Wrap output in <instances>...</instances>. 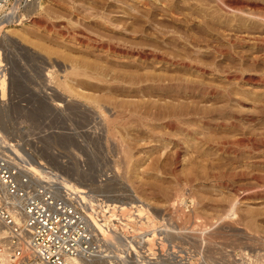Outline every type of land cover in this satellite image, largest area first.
Segmentation results:
<instances>
[{
	"label": "rangeland",
	"instance_id": "obj_1",
	"mask_svg": "<svg viewBox=\"0 0 264 264\" xmlns=\"http://www.w3.org/2000/svg\"><path fill=\"white\" fill-rule=\"evenodd\" d=\"M161 1L175 3L181 19L188 14L231 29L243 25L209 4ZM161 1L9 0L7 9L23 6V18L9 26L0 49L8 73L0 82V129L16 135L33 127L48 164L87 193L86 211L99 219L114 211L117 245L111 243L126 258L121 264H264V51L250 42L223 54L204 45L174 46L163 34L188 43L190 22L172 19ZM189 26L200 33L198 25ZM95 41L116 44L125 54L96 49ZM152 52L163 61H154ZM195 60L207 69L204 75ZM75 62L123 82L65 79ZM213 63L233 66L241 79L225 78ZM57 78L68 80L75 95L58 88ZM87 97L101 101L103 113L135 117L111 137ZM209 233L217 235L212 242Z\"/></svg>",
	"mask_w": 264,
	"mask_h": 264
},
{
	"label": "built area",
	"instance_id": "obj_2",
	"mask_svg": "<svg viewBox=\"0 0 264 264\" xmlns=\"http://www.w3.org/2000/svg\"><path fill=\"white\" fill-rule=\"evenodd\" d=\"M8 2L0 0V49L15 20L16 8L7 9ZM3 56L0 50L1 83L8 75ZM37 136L33 127L0 133V264L126 263L87 217V193L65 187L66 178L43 157Z\"/></svg>",
	"mask_w": 264,
	"mask_h": 264
},
{
	"label": "bare ground",
	"instance_id": "obj_3",
	"mask_svg": "<svg viewBox=\"0 0 264 264\" xmlns=\"http://www.w3.org/2000/svg\"><path fill=\"white\" fill-rule=\"evenodd\" d=\"M161 1V0H160ZM167 1V0H166ZM171 1V0H170ZM182 1H198V2H201V4L202 3H204V4H209V5H212V7L213 6H215V7H217V9H219V10H217V11H219V13H220V11L221 12H223V13H225V15H227V18L228 17H231L232 18V20H233V18H234V20H236L237 19V22H238V20L239 21H242V23H243V25L242 26H240V25H238V23H237V25L238 26H240V27H238V29H231L232 27V23H231V28H229V27H227V26H220L219 24L218 25H216V24H213V23H207V22H203L202 21V19L201 18H198V17H194V16H192V15H190L191 16V18L190 17H188V14L186 15V18L184 17V19H181L180 18V16H182L181 14H180V16L178 15V14H176V13H178V12H176L175 11V9H176V6L174 5V4H171V3H168V2H165V1H161L163 4H164V6L165 7H163L164 9L163 10H165V12H167L166 14L168 15V13H169V16L172 18V19H176V21L178 20L179 22L181 21L182 23L184 22V21H186V23H187V21L188 22H192L194 25H198V31H200V33L202 32V35L203 36H201L200 35V33L198 34V32H197V28H196V31H195V29L193 30V29H191V27L189 26V24L186 26V28L187 29H189V32H192L191 34H190V42H184L183 40H181L180 38H178L177 36V38L175 37V36H168L167 34H163L164 36H162L161 34V36L162 37H167V39L168 40H170L169 42H171L172 41V45H177V46H182V48L183 47H185V48H187L188 46H192V45H194V46H198V45H201V48H202V45H204V47L206 46L207 48H211V50L213 49L214 51H216L218 54L220 53V54H223V53H225V51H227L226 49H228L229 50V48L228 47H231L232 48V46H235V45H241V47L242 46H244V45H246L248 42H250V43H252L253 44V46H254V48H256V49H258V50H263L264 51V0H182ZM144 2V1H143ZM197 2V3H198ZM149 3V2H148ZM148 3H141L142 4V6L143 5H145L146 7H149L148 6ZM173 3V2H172ZM192 3H194V2H192ZM192 3H190V4H192ZM196 3V2H195ZM139 4V3H138ZM182 4V3H181ZM185 4V3H184ZM187 4H189V3H187ZM189 4V5H190ZM144 6V7H145ZM152 6V5H151ZM179 6V5H178ZM210 7V6H209ZM214 7V8H215ZM14 8V7H13ZM39 8L40 7H38V5H36V6H34V8H33V11L35 10V11H38L39 10ZM152 8V7H151ZM188 8V7H187ZM211 8V7H210ZM145 9V8H144ZM181 9V8H180ZM17 10H19V9H17ZM14 11V17H15V20L13 21H11L10 22V24H12V23H14V22H22L21 20L22 19H18V20H16V17H17V12L18 11ZM192 10V9H191ZM156 11V10H155ZM159 11V10H158ZM182 11V10H181ZM189 11H190V8H189ZM150 12V11H149ZM149 12H147L146 11V13H149ZM143 13V12H142ZM144 13H145V11H144ZM194 13H195V11H194ZM194 13H192L193 15H194ZM197 13V12H196ZM222 13V14H223ZM150 14V13H149ZM155 14V13H154ZM142 15V14H141ZM160 15V14H159ZM199 15H200V13H199ZM198 15V16H199ZM164 16V15H163ZM168 16V17H169ZM139 17V16H138ZM168 17H167V19H168ZM169 17V18H170ZM23 18V17H22ZM137 18V17H136ZM143 18V17H142ZM163 18V17H162ZM204 18V17H203ZM141 19V18H140ZM152 19V18H151ZM165 19V18H164ZM230 19V18H229ZM228 19V20H229ZM160 20V19H159ZM204 20V19H203ZM227 20V21H228ZM231 20V21H232ZM233 20V21H234ZM154 21V20H153ZM168 21V20H167ZM208 21V20H207ZM18 22V23H19ZM104 22V21H103ZM156 22H158V21H156ZM225 22V21H224ZM230 22V21H229ZM135 23V22H134ZM158 23H160V22H158ZM172 23H174V22H172ZM216 23V22H215ZM241 23V22H240ZM104 24V23H103ZM133 24V23H132ZM136 24H138V23H136ZM169 24V23H168ZM184 24V23H183ZM221 24V23H220ZM229 24V23H228ZM20 25V24H19ZM166 25V24H165ZM174 25H175V23H174ZM99 26V25H98ZM100 26H101V24H100ZM104 26V25H103ZM106 26V25H105ZM11 27V26H10ZM12 27H13V25H12ZM11 27V28H12ZM108 27V26H107ZM106 27V28H107ZM164 27V26H163ZM182 27V26H181ZM184 27V26H183ZM193 27H195V26H193ZM236 27V28H237ZM109 28V27H108ZM185 28V29H186ZM114 29V28H113ZM108 30H110V29H108ZM161 30V29H160ZM10 31H12L11 29H10ZM10 31H8V32H10ZM152 31V30H151ZM165 31V30H164ZM187 31V30H186ZM159 32V31H158ZM154 33V32H153ZM157 33V32H156ZM155 34V33H154ZM170 34V33H169ZM175 34V33H174ZM185 34H187V33H185ZM83 35V34H82ZM143 35V34H142ZM160 35H157V36H159L160 37ZM177 35V34H176ZM188 35V34H187ZM200 35V36H199ZM156 36V37H157ZM189 36V35H188ZM85 37V36H84ZM155 37V38H156ZM168 37H172V38H168ZM175 37V38H174ZM93 38V37H92ZM137 38V37H136ZM161 38V37H160ZM189 38V37H188ZM88 39V38H87ZM94 39V38H93ZM110 39V38H109ZM112 39V38H111ZM152 39V38H151ZM163 39V38H162ZM183 39V38H182ZM85 40V39H84ZM92 40V39H91ZM105 40V39H104ZM168 40H164V41H168ZM185 40V39H184ZM79 41V40H78ZM77 41V42H78ZM94 41V40H93ZM93 41H91V42H93ZM115 41V40H114ZM141 41V40H140ZM155 41V40H154ZM157 41V40H156ZM186 41H187V39H186ZM82 42L84 43V41L82 40ZM85 42H87V40L85 41ZM90 42V41H89ZM89 42H88V44H89ZM96 42V46H94V44H92L93 45V47H95L96 49L98 48V49H102V50H106V51H108V52H110V53H113V54H121V55H124L123 54V51H121V53H120V51L118 50V48H117V46L118 45H116V44H110V43H108V42H105V41H95ZM94 42V43H95ZM110 42V41H109ZM116 42V41H115ZM148 42V41H147ZM158 42V41H157ZM114 43V42H113ZM138 43V42H137ZM153 43V42H152ZM81 44V43H80ZM148 44H149V42H148ZM147 44V45H148ZM155 44V43H154ZM157 44V43H156ZM89 45H91V44H89ZM139 44H137L136 46H138ZM146 45V44H145ZM174 45V46H175ZM249 45V44H248ZM247 45V46H248ZM126 46V45H125ZM139 46H141V45H139ZM164 46V45H163ZM90 47H92V46H90ZM160 47V46H159ZM200 47V46H199ZM125 48H127V46L125 47ZM252 48V47H251ZM120 49V48H119ZM128 49V48H127ZM184 49V48H183ZM188 49V48H187ZM123 50V49H122ZM126 49H124V51H125ZM133 50V49H132ZM138 50V49H137ZM140 50V49H139ZM157 50V49H156ZM190 50V49H189ZM99 51V50H98ZM144 51V50H143ZM146 51V50H145ZM180 50H178V52H179ZM213 51V52H214ZM229 51H232L231 49L229 50ZM134 52H137V51H134ZM142 52V51H141ZM159 52V51H158ZM127 53V52H126ZM130 53V52H129ZM148 53H150L149 51H148ZM161 53V52H160ZM227 53V52H226ZM236 53H237V51H236ZM238 53H240V52H238ZM243 53V52H242ZM261 53V52H260ZM153 54V52L150 54V55H152ZM179 54V53H178ZM208 54H209V52H208ZM231 54V52L229 53V55ZM241 54V53H240ZM244 54V53H243ZM243 54H241L240 56L239 55H237V56H239V58L240 59H243V62L244 61H246V59L244 58V56H242ZM143 55V54H142ZM145 55H146V53H145ZM145 55H144V57H145ZM148 55V54H147ZM158 55V54H157ZM156 55V53H154L153 54V58H154V61L155 60H160L161 58L159 57V56H157ZM180 55V54H179ZM226 55V54H225ZM233 55V54H232ZM261 56L262 55H264V54H260ZM137 56V55H136ZM139 56V55H138ZM165 56V55H164ZM185 56V55H184ZM260 56V57H261ZM144 57H142L141 56V58H144ZM147 57V56H146ZM163 57V56H162ZM175 57V56H174ZM181 57V56H180ZM217 57H218V55H217ZM221 57V56H220ZM229 57V56H228ZM234 57V56H233ZM232 57V58H233ZM255 57V56H254ZM259 57V58H260ZM263 57V56H262ZM126 58V57H125ZM164 58H166V57H164ZM173 58V57H172ZM189 58V57H188ZM231 58V56H230V59H232ZM258 58V57H257ZM135 59H136V57H135ZM197 59V58H196ZM203 59H205V58H203ZM262 59V58H261ZM264 59V58H263ZM69 60V59H68ZM71 60H73V58L71 57ZM179 60H180V58H179ZM184 60V59H183ZM236 60V59H235ZM78 61V60H77ZM86 61V60H85ZM160 61H163V60H160ZM173 61V60H172ZM178 61V60H177ZM192 61V60H191ZM190 61V62H191ZM199 61V60H198ZM207 61V60H206ZM205 61V62H206ZM230 61H232V60H230ZM69 62V61H68ZM74 62V61H73ZM72 62V63H73ZM82 62V61H81ZM170 62V61H169ZM185 62V61H184ZM187 62V61H186ZM194 62V61H193ZM192 62V63H193ZM201 62V61H200ZM209 62V61H208ZM215 62V61H214ZM218 62V61H217ZM229 62V61H228ZM53 63V62H52ZM71 63V64H72ZM83 63H85L84 61H83ZM167 63V62H166ZM171 63V62H170ZM195 63H196V65H195V68H196V71H197V73L199 72L200 74H203L204 72L206 73V71H207V69H205V67H203L202 65H199V64H197V61L195 60ZM199 63V62H198ZM232 63V62H231ZM234 63V62H233ZM240 63V62H239ZM87 64V63H86ZM90 63H88V65H85V66H83V65H80V62L79 63H77L76 64V62H75V64H72L71 65V68H70V71H68V70H66V71H68L67 73H64V75L63 76H65V74H66V76L64 77L65 79H68V78H70L71 76H73L74 78L76 77L77 79L79 78V80H80V78L82 79V80H89V82L90 81H97V82H101V84L102 83H107V82H112V83H121L122 84V82L123 81H120V80H118V79H110L109 78V73H107V71H105L104 69L102 70V69H98L97 67V69H95V67H89L90 65H89ZM175 64V63H174ZM178 64V63H177ZM180 64H182L181 66H182V68H183V66H184V64H183V61H182V63H180ZM194 64V63H193ZM192 64V65H193ZM202 64H203V62H202ZM221 64V63H220ZM238 64V63H237ZM241 64V63H240ZM69 65V64H68ZM188 66L189 67V65H191V63L189 64V62L187 63V64H185V66ZM191 65V67H193ZM206 65V64H205ZM213 65H215L214 63H213ZM219 65V64H218ZM218 65H215V68H216V71H219V74L220 75H223V76H225V78L227 77V79H230V78H234L235 80H237L238 81V79H241V77L238 75V73H237V71H235V72H233V66L232 67H225V66H223L222 68L220 67L219 68V66ZM228 65H231V64H229L228 63ZM58 66V65H57ZM91 66H92V64H91ZM99 67V66H98ZM190 67V68H191ZM208 67V66H207ZM212 67V66H211ZM241 67V66H240ZM242 67H244V66H242ZM57 68V67H56ZM100 68V67H99ZM106 68V67H105ZM235 68V67H234ZM246 68V67H245ZM68 69V68H67ZM193 69H194V67H193ZM208 69H210V68H208ZM213 69V68H212ZM107 70V69H106ZM111 70V69H110ZM215 70V69H214ZM235 70V69H234ZM62 71V70H61ZM215 71V72H216ZM241 71V70H240ZM244 71V70H243ZM247 71V70H246ZM245 71V72H246ZM109 72V71H108ZM191 72V71H190ZM215 72H214V74H215ZM239 72V71H238ZM63 73V72H62ZM217 73V72H216ZM244 73V72H243ZM213 74V73H212ZM245 74V73H244ZM204 75V74H203ZM68 76H70V77H68ZM115 76V75H114ZM113 76V77H114ZM194 76V75H193ZM198 77V76H197ZM72 78V77H71ZM70 78V79H71ZM117 78V77H116ZM119 78V77H118ZM184 78V77H183ZM245 78V77H244ZM252 78V77H251ZM60 79V78H59ZM181 79V78H180ZM204 79V78H203ZM54 80V79H53ZM57 81H58V78L56 79ZM56 80H54V81H56ZM72 80V79H71ZM171 80H173V79H171ZM193 80V79H192ZM206 80V79H205ZM51 81V80H50ZM60 81V82H59ZM58 82L59 83H57V82H55V83H57V87L58 88H60L61 90H63L64 92H66V93H69L70 94V96H74L75 95V91H73V89L68 85V80H64L63 81V79H62V82H61V80H59ZM126 81V80H125ZM174 81V80H173ZM184 81V80H183ZM187 81V80H186ZM185 81V82H186ZM191 81V80H190ZM195 81L197 82V79H195ZM194 81V82H195ZM200 81V80H199ZM243 81V80H242ZM246 81V80H245ZM249 81H250V79H249ZM79 82V81H78ZM171 82V81H170ZM188 82V81H187ZM201 82V81H200ZM48 83V82H47ZM46 83V84H47ZM50 83V82H49ZM52 83H54V82H52ZM128 83V82H127ZM174 83V82H173ZM181 83H183V82H180V84ZM89 84V83H88ZM111 84V83H110ZM178 84V83H177ZM189 84V83H188ZM91 85V84H90ZM107 85H109V84H107ZM112 85V84H111ZM114 85V84H113ZM132 85V84H131ZM168 85H169V83H168ZM181 85H184V84H181ZM187 84H185V86H186ZM54 86V85H53ZM55 86H56V84H55ZM54 86V87H55ZM75 86V85H74ZM77 86H79V85H77ZM105 86V85H104ZM116 86V85H115ZM161 86V85H160ZM170 86V85H169ZM177 86V85H176ZM192 86V85H191ZM48 87V86H47ZM128 87V86H127ZM112 88V87H111ZM114 88V87H113ZM187 88V87H186ZM189 88V87H188ZM197 88H199V87H197ZM202 88V87H201ZM119 89V88H118ZM179 89V88H178ZM193 89V88H192ZM205 87H204V91H205ZM55 90V89H54ZM176 90V89H175ZM194 90H196V89H194ZM193 90V91H194ZM198 90V89H197ZM202 90V91H203ZM207 90V89H206ZM212 90V89H211ZM224 90H226V89H224ZM56 91V90H55ZM77 91V90H76ZM116 91V90H115ZM182 91V90H181ZM185 91V90H184ZM200 91L201 90H199V93H200ZM201 91V92H202ZM203 91V92H204ZM213 91H214V89H213ZM213 91L212 92H210L211 94L213 93ZM192 92V91H191ZM208 92V91H207ZM207 92H204V93H207ZM218 92V91H217ZM77 93V92H76ZM82 93V92H81ZM230 93V92H229ZM78 95H80L79 93H77ZM55 95V94H54ZM61 95V94H60ZM78 95H77V97H78ZM57 96V95H56ZM81 97H82V95H80ZM229 96V95H228ZM233 96V95H232ZM83 97H85V96H83ZM231 97V96H230ZM53 98V97H52ZM58 98V97H57ZM54 99V98H53ZM56 99V98H55ZM62 99V98H61ZM60 99V100H61ZM65 99V98H64ZM74 99V98H73ZM87 101L86 102H88L90 105H93L95 108H99V110H100V112H101V114H103L101 117H102V123L104 124V127L106 126L107 128H108V130H109V135L111 136V137H116L118 134H117V132L115 131V127H118L119 125L121 126H125V125H127V123H128V121H129V119L132 117V119H133V117H135L134 116V114L133 113H131V114H126V115H124L123 113L122 114H110V113H113L112 111H110V110H108V113H106V111H105V113H103L102 112V102L100 103L98 100H96V99H94V97L92 98V97H87V98H85ZM97 99H99V98H97ZM77 100V99H76ZM101 100V99H100ZM66 101V100H65ZM85 101V100H84ZM103 101V100H102ZM72 102H74V101H72ZM63 103H61L60 104V107H62L63 105H62ZM67 104V103H66ZM77 105V104H76ZM79 105V104H78ZM88 105V104H87ZM41 106V105H40ZM65 106V105H64ZM72 106V105H71ZM75 106V105H74ZM81 106V105H80ZM82 106H84V105H82ZM81 106V107H82ZM105 106H108L107 104L105 105ZM39 107V106H38ZM75 107H77V106H75ZM42 108V107H41ZM51 108V107H50ZM93 108V107H92ZM107 108V107H106ZM70 109V108H69ZM85 109V108H84ZM108 109V108H107ZM112 109H115V108H112ZM118 109V108H117ZM50 110V109H49ZM64 110H66V109H64ZM88 110V109H87ZM1 111V110H0ZM54 111V110H53ZM95 111H97V110H95ZM115 111V110H114ZM4 112V111H3ZM51 112V111H50ZM55 112V111H54ZM73 112V111H72ZM62 113V112H61ZM66 113V112H65ZM75 113V112H74ZM73 113V114H74ZM85 113V112H84ZM99 113V112H98ZM136 113V112H135ZM87 114V113H86ZM100 114V113H99ZM138 114V113H137ZM97 115V114H96ZM99 116V115H98ZM168 116V115H167ZM166 116V117H167ZM170 116V115H169ZM2 117H5V116H2V113L0 112V120H2ZM56 117V116H55ZM100 117V118H101ZM181 117V116H180ZM234 117V116H233ZM137 118V117H136ZM168 118V117H167ZM7 119V118H6ZM99 119V118H98ZM135 119V118H134ZM166 119V118H165ZM170 119V118H169ZM177 119V118H176ZM237 119V118H236ZM4 120L5 119H3V123H4ZM131 120V119H130ZM179 120V119H178ZM134 121V120H133ZM136 121V120H135ZM134 121V122H135ZM139 121V120H138ZM163 121V120H162ZM253 121V120H252ZM0 123H2V121L0 122ZM7 123V122H6ZM130 123V122H129ZM128 123V124H129ZM140 123V122H139ZM179 123V122H178ZM8 124V123H7ZM102 124V125H103ZM131 124V123H130ZM236 124V123H235ZM119 126V127H120ZM143 126V125H142ZM169 126V125H168ZM176 126V125H175ZM6 127V126H5ZM169 129H178V127H168ZM180 129V128H179ZM186 129V128H185ZM182 130V129H181ZM187 131V130H186ZM2 131H1V129H0V133H1ZM155 133V132H154ZM156 134V133H155ZM195 134V133H194ZM152 137H154V136H152ZM206 139V138H205ZM204 139V140H205ZM228 140V139H227ZM232 141V140H231ZM235 141V140H234ZM240 141V140H239ZM207 142V141H206ZM222 142V141H221ZM225 142V141H224ZM236 143H237V141H235ZM248 142V141H247ZM246 142V143H247ZM215 143V142H214ZM230 143V142H229ZM212 144V143H211ZM216 144V143H215ZM224 144V143H223ZM234 145V144H233ZM243 145H245V144H243ZM248 145V144H247ZM124 146H126L125 144H123V151H122V149H121V152H124L123 154L125 155V157H126V159L127 160H129L128 158H129V156L131 157L132 156V154L129 152V150H130V147L127 149V148H124ZM179 147V146H178ZM131 151V150H130ZM130 154V155H129ZM131 159V158H130ZM177 159V158H176ZM177 161H178V159H177ZM64 185H65V187H67V188H69V189H71V191H77V192H81V191H83L82 189H80V187H78V186H76L75 184H73V183H71V181H70V185H69V182L68 181H66L65 180V183H64ZM181 207V206H180ZM179 208V207H178ZM177 208V209H178ZM181 209V208H180ZM177 212V211H176ZM86 213L88 214L87 216H88V218H89V220H90V222H91V224L93 225V227L95 228V230H97L102 236H103V238L107 241V242H112L113 244H115V245H117V238L115 237V235H114V231H116V229H115V225H114V218H115V216H114V211H112V212H108V213H105L104 215H103V217H100V219L99 218H97L96 216H95V214H93V213H91V212H89V210H87L86 211ZM151 213V212H150ZM229 214V213H228ZM236 214V213H235ZM239 214V213H238ZM250 215V214H249ZM148 216V215H147ZM229 216H231V215H229ZM238 216H240V214L238 215ZM242 216V215H241ZM151 217V216H150ZM227 217V216H226ZM245 217V216H244ZM247 217V216H246ZM229 218V217H228ZM248 218V217H247ZM246 218V219H247ZM253 218H254V215H253ZM223 219V218H222ZM230 219V218H229ZM237 219V218H236ZM148 220V219H147ZM250 220V219H249ZM252 220V219H251ZM241 221H242V219H241ZM230 222V221H229ZM238 222V221H237ZM243 222V221H242ZM247 222V221H246ZM251 222V221H250ZM254 222V221H253ZM223 223V222H222ZM227 223V222H226ZM231 223V222H230ZM234 223V222H233ZM244 223V222H243ZM252 223V222H251ZM256 224V223H255ZM244 225H246V223L244 224ZM252 225V224H251ZM254 225V224H253ZM231 226H233V225H231ZM238 226V225H237ZM247 226V225H246ZM222 227H223V224H222ZM221 227V228H222ZM243 227V226H242ZM254 227V226H253ZM252 227V228H253ZM144 228V227H143ZM249 228V227H248ZM252 228L250 229V230H252ZM254 228H256V227H254ZM211 229V228H210ZM215 229V228H214ZM218 229V228H217ZM230 230V229H229ZM233 230V229H232ZM257 230V229H256ZM259 230V229H258ZM211 231V230H210ZM222 232V231H221ZM257 232V231H256ZM219 233H220V231H219ZM166 234V233H165ZM197 234V233H196ZM207 234V233H206ZM175 235V234H174ZM217 236L215 233H209V236H210V240H211V242H212V240H214L213 238V236ZM252 235V234H251ZM169 236V235H168ZM219 236V235H218ZM220 236H222V235H220ZM224 236V235H223ZM196 237V236H195ZM208 237V236H207ZM206 237V239L208 240V238ZM190 238V237H189ZM218 238V237H217ZM222 238V237H221ZM216 239V238H215ZM219 239V238H218ZM263 239V238H262ZM210 240H208V242H210ZM151 241H153V240H151ZM206 241V240H205ZM196 242H198V241H196ZM200 242V241H199ZM209 244V243H208ZM197 246V245H196ZM261 254V253H260ZM103 260L101 259V260H97V261H95V262H93V263H91V264H106V263H104V262H102ZM263 262V261H262ZM77 264H85V263H83V262H81V261H78V262H76ZM88 264H90V263H88Z\"/></svg>",
	"mask_w": 264,
	"mask_h": 264
}]
</instances>
